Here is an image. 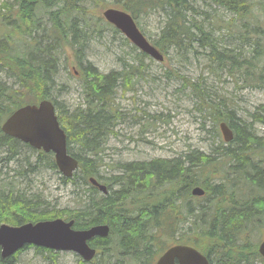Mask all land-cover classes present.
Instances as JSON below:
<instances>
[{
  "label": "trees",
  "instance_id": "1",
  "mask_svg": "<svg viewBox=\"0 0 264 264\" xmlns=\"http://www.w3.org/2000/svg\"><path fill=\"white\" fill-rule=\"evenodd\" d=\"M109 4L128 11L140 29L162 52L188 56L203 51L218 70L235 71L245 80L255 79L264 88V0H12L0 5V148L10 157L20 156L27 144L1 131L4 119L26 103L44 98L54 101L58 118L67 133L68 150L79 160L73 177H61L64 183H84L88 200L79 207H43L42 199L28 197L15 190L12 183L0 185V224H22L42 219H74V228L83 229L106 223L110 234L95 236L90 245L98 256L116 257L113 264H154L169 245L166 239L199 248L210 264H261L258 241L252 236L264 229V137L257 136L251 123L243 120L226 101L207 98L201 82L190 86L200 102H206V117L214 124L227 122L233 140L220 142L213 154L194 150L182 157L120 163L109 176L100 174L105 142L117 124L113 99L120 84L129 86L131 73H100L85 60L86 47L105 27L119 32L101 15L89 14L88 3ZM217 4L231 13L224 25L222 18L207 6ZM104 10V9H103ZM148 15L161 18L157 37L143 30ZM222 26V27H221ZM218 28H227L231 44ZM235 40V42L233 41ZM241 44L252 45L248 52ZM66 48L75 51L83 68L87 105L69 114L54 98L60 90L57 73ZM135 49V47H134ZM141 56L148 57L140 52ZM14 78L16 85L3 79ZM217 98V97H216ZM224 99V97H222ZM264 116V109H263ZM117 119V120H116ZM264 122V118L260 119ZM220 136L217 128L215 135ZM214 135V136H215ZM24 154H26L24 152ZM22 159L25 164L29 158ZM35 164L57 169L51 154L38 152ZM218 164L227 168L224 179L211 182ZM103 180L107 194L89 182ZM79 180V181H78ZM200 185L205 196L193 197L191 188ZM231 190V191H230ZM184 213V214H183ZM171 220V222H169ZM30 245L4 258L0 264H15ZM37 253L53 254L44 247ZM98 258V259H97Z\"/></svg>",
  "mask_w": 264,
  "mask_h": 264
},
{
  "label": "rangeland",
  "instance_id": "2",
  "mask_svg": "<svg viewBox=\"0 0 264 264\" xmlns=\"http://www.w3.org/2000/svg\"><path fill=\"white\" fill-rule=\"evenodd\" d=\"M8 1L12 2L0 0V5ZM88 6V13L97 17L109 4L97 6L90 2ZM207 7L222 18V25L231 16L230 12L217 4ZM143 22L146 34L152 39L156 38L161 18L148 15ZM4 29L0 24V33ZM218 29L220 33L227 31V28ZM225 38L231 44L230 31H227ZM134 47L121 31H113L109 26L105 27L102 35H94L86 47L85 60L91 61L100 73L112 70L120 72L126 67L132 74L131 84H120L114 95L112 105L118 121L101 154V175L113 174L120 163L182 157L194 150L212 155L217 144L225 143L221 133L220 136L215 135L219 123L214 124L212 118L204 117L208 113L205 109L207 104L200 102L190 86L191 82H201L207 98L212 95L214 102L226 101L238 116L252 124L257 136L264 137V122L260 120L264 118V88L255 86V79L245 80L242 74L235 71L218 70L203 51H192L188 56L173 51L164 53L165 59L160 62L141 56L138 47ZM250 47L252 45L241 44L248 54ZM64 55L56 77L61 89L54 91L53 95L71 114L79 108L84 109L87 93L82 79L83 68L76 59L75 51L66 48ZM3 79L16 85L14 78L3 75ZM22 151L20 156L11 158L8 149L0 148V185L12 183L17 192L25 193L28 197H39L44 201L43 207L48 205L50 210L79 207L88 200L86 184L74 186L64 183L58 169H52L47 164H35L38 155L36 149L25 147ZM25 156L29 158L27 164L22 161L26 159ZM225 173L227 168L218 164L211 182L222 181ZM259 236L260 230H257L252 240L259 242ZM173 243L166 239L165 245ZM98 258H101V264L116 262V257L99 255ZM82 259L80 254L71 250L42 255L31 247L19 255L15 264L95 263ZM257 262L264 264L260 260Z\"/></svg>",
  "mask_w": 264,
  "mask_h": 264
},
{
  "label": "water",
  "instance_id": "3",
  "mask_svg": "<svg viewBox=\"0 0 264 264\" xmlns=\"http://www.w3.org/2000/svg\"><path fill=\"white\" fill-rule=\"evenodd\" d=\"M103 16L140 50L157 60H163L162 53L148 41L127 11L108 7L103 11ZM220 128L225 141L233 139V130L226 122H221ZM2 130L35 149L52 151L59 170L66 177L72 176L78 167V160L68 152L67 134L50 99L19 107L3 122ZM90 181L103 193H107L108 188L105 184L99 183L93 177ZM192 193L202 195L204 189L196 186L192 189ZM73 224L74 220L67 221L63 218L42 219L16 226L2 224L0 225L1 256L6 258L23 246L33 244L47 249L75 251L84 260L89 261L95 256L96 249L88 241L95 236H108L110 226L101 223L76 229ZM259 252L264 256V239L260 243ZM155 264H209V260L194 246L176 244L160 255Z\"/></svg>",
  "mask_w": 264,
  "mask_h": 264
}]
</instances>
